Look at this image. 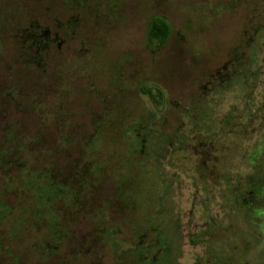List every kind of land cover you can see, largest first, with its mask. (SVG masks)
Returning <instances> with one entry per match:
<instances>
[{"label":"rangeland","instance_id":"obj_1","mask_svg":"<svg viewBox=\"0 0 264 264\" xmlns=\"http://www.w3.org/2000/svg\"><path fill=\"white\" fill-rule=\"evenodd\" d=\"M258 1L115 0L108 8L94 2L93 11L85 10L70 27L72 10L60 1L0 0V56L10 64L0 69V88L32 89L39 81L33 48L22 52L32 16L53 39L42 54L48 75H66L71 82L67 93L41 92L45 108L69 101L72 125L92 133L86 122L108 103L112 121L99 136L122 141L102 144V155L131 148L134 157L121 153L104 162L125 169L112 179L101 176L102 170L89 173L91 187L82 198L75 191L80 186L67 181L72 177L61 165L62 151L57 162L40 155V165L58 163L56 180L67 181L54 205L67 233L54 232L47 221L22 232L16 215L0 221L1 264H156L166 249L174 264H264V210L256 215L243 203L264 204L252 195L264 156L255 154L264 136V6L260 20L252 26L249 21L251 4ZM155 16L170 26L161 46L148 41ZM18 17L23 23L11 32ZM245 70L246 80L239 77ZM52 119L37 128L32 115L26 132L45 131ZM150 119L158 125L151 128ZM158 139L166 141L163 150L169 147L161 160L153 153ZM57 140L58 147L68 146ZM78 158L73 149L72 164ZM88 158L85 165L97 160L90 153ZM115 183H121L118 194Z\"/></svg>","mask_w":264,"mask_h":264},{"label":"trees","instance_id":"obj_2","mask_svg":"<svg viewBox=\"0 0 264 264\" xmlns=\"http://www.w3.org/2000/svg\"><path fill=\"white\" fill-rule=\"evenodd\" d=\"M34 1H47L50 4H55L56 1L63 3L64 6L72 10V17L68 19V25L71 27V25L78 23L77 20L79 21L81 15L84 12L90 10L93 11L92 3L97 2L101 7L105 6L108 8L107 6L109 3L115 0ZM263 6L264 0L251 4L250 13H252V18L250 17L249 19L248 17L251 26L254 24V21L257 18L259 19ZM77 14L80 16L77 17ZM28 18H30V21H28L26 28L23 30V39L25 40L26 44L24 46L22 42V46L25 47L22 52H24V55H27L30 48H33L35 55L33 58H31V63H35V69L37 70L35 82L37 80L39 81H37L38 83L32 89L21 88L22 86L19 87L16 85L15 89L9 88L8 92L4 91L3 94H0V177L4 180V185H0V221L3 222L7 218L11 219V217L16 215L17 219L15 222L19 224L20 230L22 232L26 231V226H29L30 228V226L32 227V224H36L38 227L39 225L42 227L43 221H47L48 225H50L51 228H54V232L58 233L64 230V234H66V226L63 224L60 225L58 222L59 214L55 210L54 205L57 202L58 195H61L64 192L63 190L67 185V181L73 182L75 185H79L80 187L75 191L77 194L81 195L82 198H86L87 191L90 189L92 182V179L89 178V173L99 174L100 170H102L103 175L101 176H107L111 179L112 177L110 175L115 174L117 176L119 173H123L125 169H123V167L120 165L114 167L113 169L111 166L104 165L108 162L111 163L115 154H117L119 157L121 156V153L123 155L127 154L128 159L131 158V148L130 151H120L119 149L116 150L115 148L107 152L106 155H102L101 149L105 148L102 144H110L111 142L121 143L122 141V138L117 140H107L105 137L101 138L99 136L103 132V127L112 121L111 117L114 109L108 103L103 105L101 113L92 115L90 121L88 119V122H86L88 127L89 123L91 124L93 129L92 133H90V131H83L82 127L78 129V127L72 125V122H70V116L73 115V113L70 112V110L67 111L65 107L66 103L69 101L61 100V102L57 104L55 110H48L45 108L40 96L41 92L43 95L51 92H56L57 94L67 93V89H71V82L66 80V75L57 80L53 74L51 76L48 75L49 70L47 61H43L45 58L42 59V54H44L43 52L48 49L53 39L51 38L49 30L45 28L42 30L41 25L37 24L35 20H32V16L27 17V19ZM17 20L18 24H16V29L11 32H15L17 27L23 23L20 17L15 19V21ZM66 30L70 33V29ZM169 30L170 26L165 18L159 16L153 17L150 21L148 29L149 43L155 44L156 46H161L166 41L169 35ZM1 37L2 36H0V38ZM9 66L10 64L8 67ZM247 73L248 70H245L242 72V74L240 73L239 77H243L246 80ZM48 83H52L54 86H47L43 88V85L46 86ZM244 84L247 85V82L245 81ZM146 89L152 92L151 88ZM26 91H30L34 99L31 97L26 98L27 96H32L30 94L27 96L24 95ZM16 94H21L22 98L18 100L20 97H15ZM1 100H3L2 106ZM22 100L26 101L25 106L20 104V101ZM32 115H34L36 118L37 128H39V126H43V123L46 125V123L50 122L51 118H53V123L47 126L45 131H41L36 133L34 136H31L26 132V124H28L26 121ZM100 120H103L104 123L100 124ZM158 122L159 120L157 119H150L148 121L151 128L157 126ZM69 123H71V128L66 131ZM136 125L137 124L135 122L130 128H133ZM88 129L89 128H87V130ZM148 130L153 131V129ZM51 131H53V133H50ZM154 134L155 133H153V135ZM159 134L163 135L164 137H168V139H172L171 134ZM52 136L60 140V145L63 146V144H67L68 146H66V148L58 147L57 142L55 143L56 139L52 138ZM163 141L158 139L156 143V149L153 150L154 155L157 156L156 159L161 160V158H164V153H167V150L169 149L168 147V149L163 150L162 144L166 142ZM51 142H54L55 147L46 146V144H51ZM99 143L102 146L96 150L95 146H97ZM73 149L75 152H77L79 158L78 161L72 164L70 159ZM58 150L62 151L63 154L62 160H64V162L61 165L65 168V170L69 171L68 173L72 177L70 180H65L64 182H58L56 180L58 173H56L53 169H58V163L53 164L50 167H44L40 165L43 159L39 158L40 155L46 156L49 154V158H52V160L55 158V162H57L58 155H61L58 153ZM88 153H90V155H92L97 160L91 162L90 165H85L84 158L86 160L89 159ZM255 154H259L260 156L264 155V136L259 139ZM63 156H65V158ZM146 156L149 158L150 155L146 152ZM159 156L161 158H158ZM263 162L264 156H262L261 163L259 165L261 172L254 181V186L252 188V195L254 198L256 196H260L264 199ZM14 168L18 170L16 175L11 174ZM118 185L121 186V183H115V186L118 190L116 194L119 193ZM12 197L15 198V201H10L12 200ZM24 197H26L27 200ZM93 199H95V197H93ZM243 203L249 205L250 212L252 213L256 212L258 214L259 212L257 211L261 212L264 210V204L257 205L248 199H243ZM79 204H77V201L75 200L74 205L77 206L79 210H81L83 205ZM94 210H100V212H102L101 207H95ZM44 248L47 249L48 247ZM78 249H83L82 243L79 244ZM79 250L74 249V252L76 253ZM167 252V249L162 252L164 253L163 258L160 260L158 259L156 264H174L172 262L173 258H170V253ZM47 254L50 255L51 252L48 251L46 255ZM127 256H130V254L127 253Z\"/></svg>","mask_w":264,"mask_h":264},{"label":"flooded vegetation","instance_id":"obj_3","mask_svg":"<svg viewBox=\"0 0 264 264\" xmlns=\"http://www.w3.org/2000/svg\"><path fill=\"white\" fill-rule=\"evenodd\" d=\"M261 14V13H260ZM263 18V17H262ZM259 19H260V17H259ZM260 25H262V24H260ZM259 25V26H260ZM1 44H2V42H1ZM1 46V45H0ZM8 57L7 56H4L3 54H2V56H0V69L2 68V69H5L6 67H8V65H9V63H8ZM5 70H7V69H5ZM1 71H4V70H0V72ZM3 92H4V87H1L0 88V94H3ZM2 102H3V100H1V106H2ZM54 249H56V248H54Z\"/></svg>","mask_w":264,"mask_h":264}]
</instances>
